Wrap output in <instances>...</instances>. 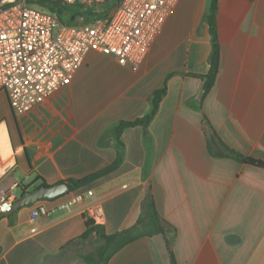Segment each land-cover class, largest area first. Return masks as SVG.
Masks as SVG:
<instances>
[{"label": "crops", "instance_id": "0c3cea01", "mask_svg": "<svg viewBox=\"0 0 264 264\" xmlns=\"http://www.w3.org/2000/svg\"><path fill=\"white\" fill-rule=\"evenodd\" d=\"M209 5L179 0L135 70L90 51L68 85L23 114L0 91V193L17 198L42 181L68 185L121 156L75 190L0 215V264H88L78 252L95 236L74 242L86 231L82 208L100 204L99 224L113 234L135 224L148 192L174 229L167 237L176 264H264V169L223 146L264 162V0H217L218 70L202 96L213 44ZM164 84L149 124L116 138L112 127L145 115ZM87 190L94 195L79 207L31 220L37 203L49 207ZM106 264L172 263L155 234L132 240Z\"/></svg>", "mask_w": 264, "mask_h": 264}, {"label": "built area", "instance_id": "2783aa9c", "mask_svg": "<svg viewBox=\"0 0 264 264\" xmlns=\"http://www.w3.org/2000/svg\"><path fill=\"white\" fill-rule=\"evenodd\" d=\"M41 0H0V91L12 111L23 114L54 91L70 83L90 51L115 57L132 70L146 57L169 11L179 0H45L83 13L97 8L98 17L86 22H61ZM84 17L82 16V19ZM93 191L73 193L47 207L30 208L31 220L79 207ZM13 191L0 193V215L11 210ZM86 220L103 218V208L90 203L82 208ZM32 228L31 232H35Z\"/></svg>", "mask_w": 264, "mask_h": 264}, {"label": "trees", "instance_id": "16d2710c", "mask_svg": "<svg viewBox=\"0 0 264 264\" xmlns=\"http://www.w3.org/2000/svg\"><path fill=\"white\" fill-rule=\"evenodd\" d=\"M114 6L119 2V0H113ZM41 6H46L53 12L58 15V18L61 22L66 23H75L77 22L78 16H83V12L75 11L71 8L60 6L58 4L48 2L45 0H41L39 2ZM217 11V0H210L209 11L206 16L207 23L210 27V33L213 37L212 44V54L210 59V68L208 73L203 77L204 82L202 86V96H204L212 87L219 63V49L218 44L216 42L215 37V14ZM88 17H98L97 8H92L90 10H86L84 13ZM166 92V85L164 84L161 88L154 90L150 95V108L148 112L140 118H136L132 121L120 120L113 127L116 138H119L123 129L135 125H141L144 128L149 124V122L154 117L159 102L162 96ZM119 143V147H120ZM223 144V143H222ZM226 150V155L234 158L240 162H244L246 164L259 167L264 169V162L252 157L245 156L232 148L227 147L223 144ZM121 156L118 155V158L114 160V162L94 173L88 177L83 179H69L67 183L69 185L70 190H75L76 188L84 185L87 181L94 179L98 176H101L108 171L116 168V166L120 163ZM42 184H45L42 181ZM86 231L76 239L74 242H81L83 240H87L95 236V242L93 247L90 250H84L83 248L79 249V255L82 259H84L88 264H106L109 258L118 250H120L124 245L128 244L132 240L141 237V236H152L155 234L163 235L166 243V247L168 250V254L170 256V261L172 264H176L172 252V241L167 237V232L172 230L173 227L167 223L158 212L154 199L150 192L147 193L144 201L142 202V209L138 219L135 224L131 227L123 229L113 234H106L102 229V225L99 223H95L92 220H85ZM174 230V229H173Z\"/></svg>", "mask_w": 264, "mask_h": 264}, {"label": "water", "instance_id": "95a60500", "mask_svg": "<svg viewBox=\"0 0 264 264\" xmlns=\"http://www.w3.org/2000/svg\"><path fill=\"white\" fill-rule=\"evenodd\" d=\"M76 20H82V16H78ZM68 191L69 187L65 182L56 183L50 186L42 184L28 193H21L20 195H17V198L12 204L11 210L3 213V215L20 206L30 205L40 199H52L67 193Z\"/></svg>", "mask_w": 264, "mask_h": 264}, {"label": "rangeland", "instance_id": "374dc122", "mask_svg": "<svg viewBox=\"0 0 264 264\" xmlns=\"http://www.w3.org/2000/svg\"><path fill=\"white\" fill-rule=\"evenodd\" d=\"M114 1H112V2H110L107 6H106V9H105V12L106 13H109V12H111L113 9H114ZM83 19H82V21L81 22H86V16H85V14L83 13ZM96 243V242H95ZM93 245H94V242L93 243H90L89 245H87L85 248H83L84 250H90L92 247H93Z\"/></svg>", "mask_w": 264, "mask_h": 264}]
</instances>
